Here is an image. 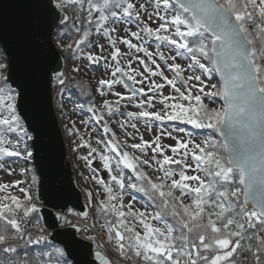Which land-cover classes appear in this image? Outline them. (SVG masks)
<instances>
[{
  "label": "snow or ice",
  "instance_id": "6c2138e0",
  "mask_svg": "<svg viewBox=\"0 0 264 264\" xmlns=\"http://www.w3.org/2000/svg\"><path fill=\"white\" fill-rule=\"evenodd\" d=\"M42 8L44 37L36 52L13 55L0 44V156L19 157L23 144L25 159L31 160L27 141L35 147L40 140L31 115L40 114L53 83L58 90L75 84L72 74L53 66L59 63L49 42L54 28L60 29L57 36L74 34L71 43L57 42L67 60L103 61L110 69L111 79L98 81L101 96L118 84L130 94L113 91L115 101L88 108L97 123L104 122L103 132L111 134L104 151L83 137L78 146L89 149L81 157L89 166V157H99L113 182L98 181L105 185L101 199L91 191L86 194L94 219L103 221V236L95 233L96 223L83 228L73 224L56 204L55 212L45 213L47 202L33 195L39 183L33 172L26 187L22 180L0 183V264H264V0H44ZM117 24H135L138 30L129 27L130 39L114 37ZM93 33L107 42V56L105 43L93 44ZM152 39L157 48L168 46L169 54L149 51L145 45ZM118 43L148 58L137 57L142 71L132 68L131 59L122 66L127 53ZM212 71L219 76L217 83L205 81ZM155 77L164 82L151 79ZM165 86L172 94L163 93ZM215 97L223 101L220 109L204 102ZM122 101H135L139 111L121 112V106L128 107ZM105 113H119L125 118L121 127L136 131L138 121L157 122L160 132L153 140L141 135L139 143L121 145ZM170 122L210 129L222 139L196 142L191 136H173L164 127ZM67 131L79 135L75 122ZM165 136L175 143L163 144ZM124 169L134 174L127 184ZM126 189L143 193L153 211L125 204ZM69 227L75 231H67Z\"/></svg>",
  "mask_w": 264,
  "mask_h": 264
},
{
  "label": "rangeland",
  "instance_id": "374dc122",
  "mask_svg": "<svg viewBox=\"0 0 264 264\" xmlns=\"http://www.w3.org/2000/svg\"><path fill=\"white\" fill-rule=\"evenodd\" d=\"M144 2V0H137V3ZM151 11V8L149 9ZM155 27V24L152 25ZM116 27L120 29L117 33H114L113 36H121L123 38L130 39L129 34V27L131 30L136 31L138 30L136 28L135 24H132L131 26L125 25V24H117ZM93 44H97L99 42L105 43V51L103 55L107 56L109 54V49L107 47V42L103 40V38L97 37L95 33H93V36L91 37ZM52 40L54 43L55 48H57L58 52L62 56L64 66L63 71L71 73L72 67H80L81 71L79 73H73L76 75V77L83 80L85 83L88 84L89 90H87V96L91 97V101L87 102L86 104H83L80 102L79 99L76 97H72L65 93L64 89L58 90L59 86L54 83L53 85V95L55 97L54 91H56V97L54 99V109L57 116V119L59 121V126L62 132V135L64 137V143L67 151L68 158L70 159V165L72 170V176L73 180L75 181V184L77 187L81 190L83 195V200L88 203L87 199V192L91 191L93 193V196L95 199H101L103 198L102 194L104 191L105 185L99 184V180H104L105 183L109 186L113 184V182L110 179V174L103 168V164L100 161L98 156H92L89 157V159L92 161L91 165L89 166L88 162L81 157L88 156L89 149L84 147H78L81 144L80 137L84 138V141L90 142L92 147L97 148L99 151H104V142H107L110 137L109 134H105L103 132V126L104 122L101 121L99 123L96 122L95 118L93 117V114L88 111V108L91 105H95L97 108H100L103 104L104 100H111L115 101L117 97L112 95L113 91H119L124 95H129L128 89L124 87L123 84L115 85L112 90L104 89V95L101 96L100 92L98 91L99 84L98 81L100 79H111L110 76V69L106 70L103 67V61L99 65H92L89 64V62L84 59L81 60L79 58L73 59L71 61L67 60L66 53H62L60 49L57 47L58 40H63L64 43H69V39L65 38L64 36H57L54 32V35L52 36ZM133 43H137V41L133 40ZM118 47L121 48L122 52L127 53V55L122 56L121 58V64L122 66H127V63L129 59L132 60V68H134L137 72H140L143 70V66L138 63V59H148L143 55V53H136L135 50H129L126 46L122 44H117ZM146 47L149 48V51L155 53L163 52L166 56L169 54L168 46L163 45L160 48H157V42L152 39L149 41ZM86 51H99L98 48H88ZM174 54V53H173ZM157 62L160 63L163 67V62L160 61L157 58ZM178 62L184 63L182 58H178ZM148 67L154 69V65L151 63L148 64ZM165 75H167L169 78L173 77V74L167 71L165 68ZM139 79V77H138ZM155 79L158 83H163L164 81L161 80L160 77L151 78ZM206 82L210 83H217V79L214 75V72H211L209 74V77L205 78ZM140 85H137L139 87ZM147 87V83L144 85ZM179 86V84H178ZM165 95L172 94V89L168 86H165V88L162 90ZM205 104H207L211 108L220 109L221 102L218 100L217 97L215 98H205L204 99ZM127 104L128 107L121 106L120 111L126 112V111H139L134 104L135 101L129 102V101H122V105ZM159 109V105H157V109ZM153 110V109H148ZM125 118L119 115V113H115L113 115H107L105 113V120L108 123V126L112 129V132L115 133L117 140L120 142L121 145H123L125 142L128 144L131 143H139V137L142 135L144 140H153L156 135L159 134L160 129L157 127V122L150 121L148 124H145L143 121H138L137 128L138 131L132 129L131 127L125 125L124 127H121V123L123 122ZM75 122L76 128L79 130V135H69L67 129L72 126V123ZM167 131L172 132L173 136H179L183 137L185 139H188L189 136L196 140V142H202L204 139L211 137L208 132L204 131H198L195 130L191 125L187 124H180L178 122H170L167 125L164 126ZM182 129L183 131H179ZM135 137V138H131ZM212 138V137H211ZM100 140L102 143L97 144V141ZM162 143L165 145L174 144L175 141L171 140L169 138L162 137ZM28 144V150L32 151L30 141H27ZM10 147V146H9ZM18 150L21 152V155L19 157H0V183H8V182H14L16 180H22L25 181V183L21 184V187H26L31 184V173L30 168L32 167V159L26 160L24 155V146L21 144L18 147ZM123 150H127L132 154L138 155L139 153H135L134 150L131 148H126ZM109 155H114L110 154ZM149 155H151L149 151ZM113 164H115V161H113ZM14 170L13 175L8 174V170ZM24 169H27L28 172L24 175H22V171ZM147 169L152 176L155 177V173L152 171V169ZM125 183H128V180L125 176ZM14 194L20 195L18 190L12 189L11 190ZM36 188L33 187V194L35 193ZM97 193H100L101 195H97ZM187 202V201H186ZM124 203L125 204H132L133 208L138 211H147L149 213L152 212V210L149 207H146L140 200L134 198L132 195H130L126 190L124 192ZM91 211L93 210V207H89ZM92 217V212H91ZM92 224V222H91ZM98 231L101 236H103V231Z\"/></svg>",
  "mask_w": 264,
  "mask_h": 264
},
{
  "label": "water",
  "instance_id": "95a60500",
  "mask_svg": "<svg viewBox=\"0 0 264 264\" xmlns=\"http://www.w3.org/2000/svg\"><path fill=\"white\" fill-rule=\"evenodd\" d=\"M43 3L44 0H0V44L6 45L13 55L21 50L34 53L41 47L40 42L44 37ZM52 36L49 42L59 58L58 65L52 63L63 71L64 62L54 46ZM215 77L219 81L218 74L215 73ZM121 79L126 80L124 77ZM53 85L54 83L49 86L43 97L40 114L33 113L30 117L33 128L40 136L35 147L30 141L33 152L32 166L39 181L36 192L38 197L47 202L43 209L45 213L56 210L52 208V205L56 204L63 212L67 208H73L84 215L87 208L82 199V192L73 180L70 159L54 109ZM220 101L223 105L222 99ZM217 135L221 140L219 133ZM48 223H51V217ZM67 231L73 232L75 229L69 227ZM76 238L82 239L78 233Z\"/></svg>",
  "mask_w": 264,
  "mask_h": 264
},
{
  "label": "trees",
  "instance_id": "16d2710c",
  "mask_svg": "<svg viewBox=\"0 0 264 264\" xmlns=\"http://www.w3.org/2000/svg\"><path fill=\"white\" fill-rule=\"evenodd\" d=\"M55 33H60V29H56L55 30ZM73 35L74 34H70L69 37H67L69 39V43L72 42V39H73ZM60 36H63L62 34ZM67 55V53H66ZM214 72V71H212ZM69 73V72H68ZM74 76L75 78V84H79L80 87L79 88H76L75 84H72V83H69L68 84V87L64 88V91L65 93H67L68 95L72 96V97H76L77 99L80 100V102H82L83 104H86L87 102H90L91 101V97H89V95L87 96V90H89V86L87 83H85L83 80H81L80 78L76 77L75 74L73 73H70ZM218 98V97H217ZM219 100V98H218ZM195 129V128H194ZM195 130H198V131H204V132H208L209 131V135L217 140V141H220L219 138L217 137V133L213 132L212 130L210 129H195ZM0 157H4V156H0ZM122 167V166H121ZM145 171H147L149 173V175L152 176V174L144 168ZM124 175L126 176L128 182L130 179H134V174L131 172V170H128V169H124ZM33 172L35 173V171L33 170V168L31 167L30 168V173H31V176L33 174ZM36 175V173H35ZM37 177V175H36ZM154 178V176H153ZM38 180V179H37ZM31 184H32V181H31ZM33 187H37V184L34 185ZM126 191L132 195L134 198L140 200L144 205H146V207H149L152 211H153V207L151 205V201L143 194V193H140V192H137V191H133L131 189H126ZM92 212V223H96V228L99 229V230H102L100 228V224L103 223V221H100L98 219V217L96 219H94L95 217V210H94V207H93V210L91 211ZM102 232V231H101ZM103 233V232H102ZM27 237V235H26ZM18 244H22V243H18ZM2 247V246H0ZM94 249H95V246H94Z\"/></svg>",
  "mask_w": 264,
  "mask_h": 264
},
{
  "label": "built area",
  "instance_id": "2783aa9c",
  "mask_svg": "<svg viewBox=\"0 0 264 264\" xmlns=\"http://www.w3.org/2000/svg\"><path fill=\"white\" fill-rule=\"evenodd\" d=\"M64 214L67 216L69 220L73 222V224H79L80 227L82 228L91 225V221L89 220L90 218L88 217L83 218V216H81L76 210H72V209L64 210ZM28 231L35 233L36 229L29 226ZM95 233H98V232L95 231ZM9 242L14 243V244L22 243V241H19V240H16V241L10 240Z\"/></svg>",
  "mask_w": 264,
  "mask_h": 264
},
{
  "label": "bare ground",
  "instance_id": "6f19581e",
  "mask_svg": "<svg viewBox=\"0 0 264 264\" xmlns=\"http://www.w3.org/2000/svg\"><path fill=\"white\" fill-rule=\"evenodd\" d=\"M55 97H56V91H54Z\"/></svg>",
  "mask_w": 264,
  "mask_h": 264
}]
</instances>
